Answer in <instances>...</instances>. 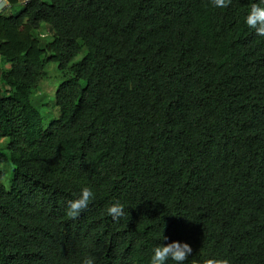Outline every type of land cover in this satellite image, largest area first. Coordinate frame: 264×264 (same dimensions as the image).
<instances>
[{"label":"trees","instance_id":"16d2710c","mask_svg":"<svg viewBox=\"0 0 264 264\" xmlns=\"http://www.w3.org/2000/svg\"><path fill=\"white\" fill-rule=\"evenodd\" d=\"M6 1L0 264H264V0Z\"/></svg>","mask_w":264,"mask_h":264},{"label":"rangeland","instance_id":"374dc122","mask_svg":"<svg viewBox=\"0 0 264 264\" xmlns=\"http://www.w3.org/2000/svg\"><path fill=\"white\" fill-rule=\"evenodd\" d=\"M0 13L8 8L9 4L6 0H0ZM19 7L8 10L9 13H16ZM34 38L38 39L42 48H45L51 39V32L47 28L42 27L40 30L33 32ZM3 64L0 62V73ZM68 77L69 73H60L55 64H48L45 69V77L41 79L37 91L32 97V103L35 109L43 116L44 126L59 117V109L55 105V95L59 85ZM3 86H0V97L3 95ZM8 145L7 140H0V149L5 150ZM5 173L4 184L8 186L9 180L13 176L14 167L7 164L1 167Z\"/></svg>","mask_w":264,"mask_h":264},{"label":"crops","instance_id":"0c3cea01","mask_svg":"<svg viewBox=\"0 0 264 264\" xmlns=\"http://www.w3.org/2000/svg\"><path fill=\"white\" fill-rule=\"evenodd\" d=\"M3 2H0V4H2Z\"/></svg>","mask_w":264,"mask_h":264}]
</instances>
